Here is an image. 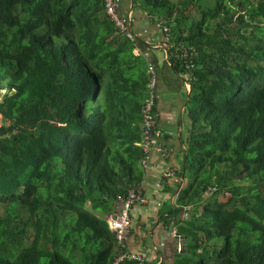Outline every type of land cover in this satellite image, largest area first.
I'll use <instances>...</instances> for the list:
<instances>
[{"label": "trees", "instance_id": "obj_1", "mask_svg": "<svg viewBox=\"0 0 264 264\" xmlns=\"http://www.w3.org/2000/svg\"><path fill=\"white\" fill-rule=\"evenodd\" d=\"M132 2L198 52L171 58L191 84L171 264H264V0ZM104 3L0 0V264L117 255L107 215L142 180L149 76Z\"/></svg>", "mask_w": 264, "mask_h": 264}, {"label": "crops", "instance_id": "obj_2", "mask_svg": "<svg viewBox=\"0 0 264 264\" xmlns=\"http://www.w3.org/2000/svg\"><path fill=\"white\" fill-rule=\"evenodd\" d=\"M131 10L133 29L139 37L138 41L133 42L134 51L143 53L144 58L157 70L155 90L158 111L157 130L161 134L152 137L148 166L143 167L140 163L143 176L139 184L143 188L147 203H137L132 207L130 213L132 224L125 238V249L147 250L149 255L145 264H171L176 252L180 251L179 247L181 246V249L183 247V237L178 233L175 224L177 217L172 216L169 224L164 218L170 215L174 206L178 205L179 191L187 182L184 173L181 175L180 172L183 171L185 164L190 128L186 110L190 92L189 79L185 77L187 73H180L168 66L166 55L160 66L158 57L152 52L149 44L152 45V41L158 40V44L154 45L160 48L159 39H163L164 36L162 34L158 37V32L162 30L152 26L158 21L155 20L157 16L149 14L143 8H137L132 0H121L122 13ZM166 170H171L173 174L163 176ZM193 209H195L193 205L185 206L181 218L188 217ZM174 231L178 235H174ZM116 250L118 253L120 246Z\"/></svg>", "mask_w": 264, "mask_h": 264}, {"label": "built area", "instance_id": "obj_3", "mask_svg": "<svg viewBox=\"0 0 264 264\" xmlns=\"http://www.w3.org/2000/svg\"><path fill=\"white\" fill-rule=\"evenodd\" d=\"M105 10L106 14L114 23L115 27L118 29L120 33L132 39L131 41H138V36L134 32L132 27L133 21V11H129L128 13H122L121 11V0H105ZM155 26L158 28H162L161 30L164 32L163 22L159 21L155 23ZM168 36V34H164V37ZM170 39V38H169ZM168 40L165 38L163 41ZM166 63L168 66H172V57L183 59L187 61V68H189L195 61L196 56V48L192 45L179 44V46L172 45L167 47L166 49ZM149 80L147 83V89H149V93L147 92V97L142 106V120L144 127L143 138L139 143H137L142 148L143 156L141 159V164L143 167L148 166V154L151 148V141L153 135L161 134L160 131L157 130L158 123V111H157V99H156V85H157V70L153 64H150L148 67ZM189 79V75L185 76ZM188 88L191 89V84L188 82ZM173 173L171 170H166L163 172V176H169ZM118 204L120 205L119 209L110 212L107 215V222L110 230L115 234L118 245L121 247L117 255L114 257L113 262L111 264H121L123 261H133L140 264H145V261L148 259V251L143 249L141 251H130L125 249L126 243L125 238L131 227L132 219H131V210L132 207L139 203L145 204L147 203V198L143 192V188L141 184H138L135 187L129 189V191L125 194L118 195L117 198ZM174 235H178L176 231L173 232ZM181 250V246L179 247ZM156 250V247H155Z\"/></svg>", "mask_w": 264, "mask_h": 264}, {"label": "rangeland", "instance_id": "obj_4", "mask_svg": "<svg viewBox=\"0 0 264 264\" xmlns=\"http://www.w3.org/2000/svg\"><path fill=\"white\" fill-rule=\"evenodd\" d=\"M183 4H185V2L183 3ZM193 14H196L197 16L198 15H200L198 12L196 13H193ZM156 16H157V14H156ZM159 19V17L157 16V19H155V20H158ZM151 21H152V19H151ZM158 21H156L155 23H157ZM152 26L153 27H155V28H157L156 26H155V24H152ZM132 27H133V22H132ZM160 29V28H159ZM162 29V28H161ZM134 30V29H133ZM157 34V33H156ZM162 34L164 35V33H163V31H160V32H158V37H160V35L162 36ZM165 38H167L168 40H165V41H163ZM170 38V36L168 37V36H166L165 35V37L163 36V39H159V41H160V45L161 46H159L160 48H157V46H155L154 44H158L157 42H158V40H154V41H152V45H150L149 44V46L152 48V52L158 57V62H159V65L161 66L162 64H163V60H164V57H165V55H166V49H167V47H169V46H172V45H174V43H173V41L171 40V38ZM130 40H132V39H130ZM180 44V43H179ZM179 44H177V46H179ZM182 44H184V43H182ZM186 45V44H185ZM134 53H135V51H134ZM136 55H140L138 58H137V63H136V61L134 62V63H136L137 65L136 66H138L137 67V69L139 70V69H141V67H145V61L143 60V58H144V54L143 53H135ZM198 54V52L196 53V55ZM123 57L125 56V54L124 55H122ZM148 66H147V72H148V67H149V65H150V63L148 62V64H147ZM135 68V70H136V67H134ZM189 75V74H188ZM148 76H149V74H148ZM150 77V76H149ZM190 79V78H189ZM149 89L150 88H148L147 89V92L149 93ZM157 102V101H156ZM186 110H187V112H188V107L186 108ZM0 123H1V119H0ZM141 127H142V138H143V134H144V127H143V120L141 121ZM141 138V139H142ZM141 147V146H140ZM142 149V148H141ZM187 178H190V176L188 175L187 176ZM245 182V181H244ZM243 182V183H244ZM209 196V194L207 195V197ZM207 197L205 198V200L207 199ZM118 206H119V204H118ZM87 207L90 209V210H93L92 209V207H91V205H90V203H88L87 204ZM3 211V205H0V212H2ZM94 211V210H93ZM94 212H96V211H94ZM98 214H100L99 212H97ZM101 215H103V214H101ZM44 261V260H43ZM44 264V263H43Z\"/></svg>", "mask_w": 264, "mask_h": 264}]
</instances>
